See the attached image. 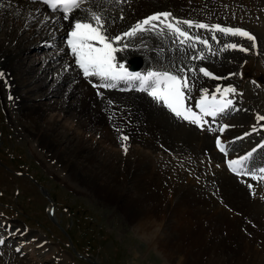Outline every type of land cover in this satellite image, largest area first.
Instances as JSON below:
<instances>
[{"label": "bare ground", "instance_id": "1", "mask_svg": "<svg viewBox=\"0 0 264 264\" xmlns=\"http://www.w3.org/2000/svg\"><path fill=\"white\" fill-rule=\"evenodd\" d=\"M255 2L93 0L92 3L85 2L82 9L90 8L101 14L107 33L113 37L130 31L150 16L164 12L171 13L164 23L191 20L240 28L253 35L247 23L259 12ZM0 4L3 5L0 7V73H3L0 76V93L4 96L11 120L25 128L27 134L30 133L32 141L44 150L46 158L58 163L70 179L81 181L97 192L101 201L117 207L131 223L134 222L137 230H142L149 237L162 217L166 228L171 224L170 217L175 216L178 221L174 222V234L185 232V229V233L193 234L191 245L196 250V258L208 253L211 246L220 245L219 248L225 252L234 251L233 244L242 240L245 249L252 251L254 256L245 258L246 261L242 259L245 261L243 264L264 262L258 251L261 246L264 251V180H253L244 174L248 169L264 167V120L256 119L255 115L252 121H243L244 115L252 116L254 113L250 109L251 101L239 89L240 83L229 76L234 74L245 56L239 47L231 51L229 48L228 54L217 63L206 61L213 70L202 61L198 72L193 73L184 65L189 61L185 57L194 53L188 49L190 40L183 44L187 46L182 51L184 56H179L180 48L184 47L180 43L182 38L170 33L160 21L152 22L157 25L155 29L124 37L126 48L123 44L115 45L118 49L114 54L116 61L132 73L146 74L149 70L176 72L183 68L184 72L180 74L186 73L195 84L187 103L197 114L200 113L195 104L203 89H207L210 95L215 94L217 99L232 100L221 114L205 117L206 123L200 127L174 117L146 92L138 91L137 82L114 81L116 87L100 88L93 86L102 83L99 78L86 79L83 76L67 40L75 19L86 18L85 11L76 10L71 14L73 18L64 20L62 12L49 10L42 0H0ZM179 27L191 33L188 26L180 24ZM160 29H164L162 35H158ZM196 32L193 30L192 36ZM228 37L229 44L243 48L249 41L240 36ZM154 41L159 46H167L168 59L162 60V57L159 59L150 54L151 50L146 47ZM51 45L57 46L56 50H50L46 57L40 58L43 66L36 67L37 59L32 61L28 58L31 50ZM201 67L220 78L203 76L199 72ZM48 69L54 72L55 81L61 87H48ZM63 86L68 87L65 92L60 90ZM229 87L236 91L223 92ZM217 88L221 89L220 93L216 92ZM53 111L63 115L64 120L72 118L74 129H64L63 122L52 117ZM236 112L240 118L228 120L226 116ZM24 123H30L31 127ZM224 125L228 127L224 128ZM221 128H224L223 132ZM123 136L128 139L123 140ZM242 137L248 143L249 140L254 142L245 148L241 146L235 150V147L234 152L232 147L241 143ZM158 139L168 144L175 142L173 145L162 141L156 143ZM217 139L227 144L225 154L233 150V155L228 157L220 153ZM206 148H209V156L204 154ZM253 149L256 151L252 157L238 167L242 174L232 173L228 161L243 157ZM211 158L215 160L212 165L209 162ZM220 158L224 163L219 169L215 164ZM209 166L214 167L208 173ZM257 175L264 174L257 172ZM249 184L253 187L249 188ZM168 201L170 206H166ZM196 216L197 219L210 216L211 228L199 226ZM5 227L10 238L18 236L21 229L10 222ZM217 233H228V237L217 242L214 240ZM215 242L217 244L213 245ZM17 249L20 251L12 240L0 245L1 251L10 250L14 255L18 254ZM0 262H3L1 257Z\"/></svg>", "mask_w": 264, "mask_h": 264}, {"label": "rangeland", "instance_id": "2", "mask_svg": "<svg viewBox=\"0 0 264 264\" xmlns=\"http://www.w3.org/2000/svg\"><path fill=\"white\" fill-rule=\"evenodd\" d=\"M255 4L259 12L247 23L256 38L255 47H253V41H246L245 46L249 51L244 52L243 61L239 62L234 74H229L240 83L239 89L243 94L248 95L251 101L250 109L254 113H251L252 116L249 114L250 117L244 115V122L252 121L255 115L256 119L264 117V0H256ZM189 30L191 36L193 30L198 31L194 37L207 39L211 47L208 48L190 40L188 49L194 53L190 57L188 55L185 57L186 61L189 60L188 62L191 63L187 62L184 65L195 69L196 73L201 65L200 62L217 63V60L223 59L228 54L229 48H224V45L229 44L230 41L228 35L195 27ZM213 35L216 36V40L212 39ZM183 46V49L180 48L179 56L187 47ZM148 47L151 50H149L150 54L157 58L162 57V60L169 58L167 46H159L154 41L146 48ZM56 48L57 46L51 45L49 48L45 46L40 50L33 49L28 58L32 61L37 59L36 67L40 68L43 66L41 59L46 57V53L50 50H56ZM155 49L159 51V54ZM202 50H205L204 53ZM183 56L184 54L181 57ZM208 65L212 69L211 64ZM46 71L49 79L48 87L54 85L61 87V84L55 81L54 72L49 69ZM67 88L63 86L60 90L64 89L65 92ZM3 97L0 93V235L5 243L8 240L14 241L22 254L18 252L14 255L9 252L10 250L6 252L0 250L3 261L0 264L7 262V264H21V262L25 264H243L246 259L254 258L252 251L245 249L242 240H236L233 248L230 247L234 251L225 252L224 249L219 248L220 245L211 246L208 253L196 258V250L191 245L193 234L185 233V229V232L179 231L180 233L177 232L179 234L175 236L174 222L178 221L175 216L170 217L171 224L166 228L165 218L162 217L154 225L150 237L142 230H137L134 222L131 223L117 210V207L101 201L97 197V192H93L81 181L70 179L58 163L46 158L44 150L32 141L30 133L27 134L25 128L11 120ZM54 99L59 98L54 97ZM51 115L63 122L64 129H74L75 122L72 118L64 120L63 115L58 111L51 112ZM228 117L231 121L239 119L240 115L236 112L232 115L228 114ZM26 126L31 127V124L27 123ZM158 141L162 140L158 139L156 143H159ZM174 142L168 144L164 141L163 143L173 145ZM239 142H241L240 145L236 144L237 146L232 147L233 150L235 147V150L240 149L241 146L245 148L254 140H249L248 143V140L243 138ZM212 146L214 148V145ZM233 150L226 155L228 157L233 155ZM208 153L209 148H206L204 154L209 156ZM260 157L257 158L260 159ZM219 160L215 167L219 165L220 169L224 160L222 158ZM214 161L212 158L209 159L211 165ZM209 167L208 173L214 166ZM169 201L166 206L171 205ZM209 217L197 219L196 216L195 219L199 226L211 228L212 222ZM9 222L20 226V232L23 234L20 235L19 232L18 236L10 238V232H7L5 227V224ZM151 237L153 240L150 239ZM224 237L227 238L228 233L223 235L217 233L214 240L218 242ZM29 240L31 243H28ZM261 247L258 248L259 255L264 258L263 247ZM254 264H264V262H254Z\"/></svg>", "mask_w": 264, "mask_h": 264}, {"label": "snow or ice", "instance_id": "3", "mask_svg": "<svg viewBox=\"0 0 264 264\" xmlns=\"http://www.w3.org/2000/svg\"><path fill=\"white\" fill-rule=\"evenodd\" d=\"M87 3H92L93 0H43V3L51 8L53 11H61L63 13V19L69 20L72 17V13L76 10L85 11V19H75L72 25L71 31L68 33V46L75 59L76 65L82 71L83 76L88 79L90 77L99 78L102 83L99 85H93L94 87L100 88H114L116 84L114 81H127V82H137V90L140 92H146L149 97L162 107L166 108L174 117L177 119H182L193 125L203 127L205 117H215L218 113L223 112L229 105L232 104V100L227 99H217L215 94L210 95L207 89H203L200 99L196 101L195 107L199 109V113L193 111L192 108L188 107V100L191 93L194 90L195 84L190 80L188 75L184 72V69H178L176 72L164 70H149L146 74L132 73L124 68L123 64L116 61L117 44H123L124 37H133L139 32L149 31L157 27L153 21H160L164 24V27L169 30L170 33L175 34L180 39V43L183 45L186 41H195L203 44L205 47L210 48L207 39H202L199 36H191L189 32L182 30L179 25L185 24L189 28L195 27L198 29H205L210 32H219L225 36H240L253 41V47H255L256 38L249 32L232 27H222L219 24L208 25L205 23H194L191 20L176 21L173 23H164L171 13L164 12L159 13L154 16L146 18L141 23L135 25L130 31L123 33L122 35L110 36L107 33L105 27V22L102 19L101 14L96 11L89 9H82V5ZM0 7H3L0 4ZM161 17L164 20H161ZM94 21L95 23H93ZM149 26V27H146ZM164 29H160L158 35L163 34ZM213 40H216V36H212ZM126 48L127 45L123 44ZM239 47L240 51L248 52L249 49L238 46L237 44H225L224 48L237 49ZM203 59V56L200 57ZM196 59V57H193ZM195 73V69H189ZM199 72L205 77L212 79H219L220 77L215 76L208 69L201 67ZM3 73H0L2 76ZM91 82V81H89ZM235 88L229 87L223 90L225 93H234ZM217 93L221 92V89H216ZM258 119L264 120V117H259ZM228 125H224L227 128ZM224 128L220 131L223 132ZM123 140H127V136L122 137ZM217 147L221 152H225L224 147L221 145V141L217 139ZM264 147V145H262ZM127 148L125 147V152ZM253 149L251 152L247 153L245 156L229 160L228 167L231 171L237 175L242 173L238 170V167L243 166L253 155ZM257 172L264 174V167L258 170L248 169L244 174L249 175L253 180H264V175L258 177ZM249 188L253 186L248 185ZM4 244V240L0 239V245ZM19 251V249H17Z\"/></svg>", "mask_w": 264, "mask_h": 264}]
</instances>
